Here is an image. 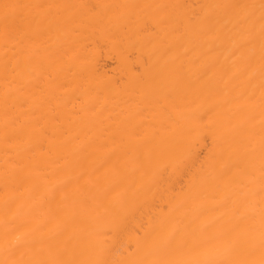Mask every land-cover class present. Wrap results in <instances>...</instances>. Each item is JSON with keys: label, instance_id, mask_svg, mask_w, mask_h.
<instances>
[{"label": "bare ground", "instance_id": "6f19581e", "mask_svg": "<svg viewBox=\"0 0 264 264\" xmlns=\"http://www.w3.org/2000/svg\"><path fill=\"white\" fill-rule=\"evenodd\" d=\"M0 264H264V0H0Z\"/></svg>", "mask_w": 264, "mask_h": 264}]
</instances>
